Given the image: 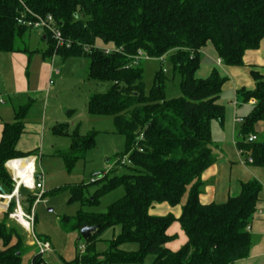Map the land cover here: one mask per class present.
Returning <instances> with one entry per match:
<instances>
[{
    "label": "trees",
    "instance_id": "obj_1",
    "mask_svg": "<svg viewBox=\"0 0 264 264\" xmlns=\"http://www.w3.org/2000/svg\"><path fill=\"white\" fill-rule=\"evenodd\" d=\"M27 11L51 15L63 37L71 41L68 47H57L44 32L42 38L48 43L44 57L85 56L89 59L87 79L109 83L105 92L88 96L87 112L112 117L115 132L124 139V149L114 163L125 155L130 160L123 164L129 172L116 175L112 170L91 182L100 185L90 196H85L83 183L68 186V201L88 206L98 205L103 195L118 187L124 193L104 212L80 209L74 216L61 218L63 230L76 231L83 245V249L76 246L73 259L61 258L64 264H126L142 262L149 254L154 255L151 264H230L247 257L252 243L248 225L257 211L261 184L253 178L242 182L239 194L223 203L200 202L201 174L216 159L211 122L224 116L218 99L226 78L215 68L205 78H196L195 73L200 51L208 42L223 64L243 65L245 51L257 49L264 37V0H0V51L30 52L27 38L32 28L18 22L24 15L34 19ZM97 41L117 50L106 53ZM137 50L150 58L169 57L181 78V96L166 97L164 69L155 72L151 87L145 90L142 61L131 63ZM251 75L254 88L238 91L243 101L254 103L239 124L237 146L252 165L264 168V131L256 130V124L264 122V75L254 69ZM32 103L16 106L14 121L2 129L0 186L4 194L13 190L6 161L33 154L15 148ZM52 131L71 138L67 151H57L68 169L95 145L93 130L80 135L76 129L69 133L67 125L57 124ZM249 134L257 139L248 141ZM184 196L177 218L149 212L154 203L174 206ZM13 197L0 221V264H27L21 251L25 236L8 216L16 204ZM18 199L29 213L34 197L19 187ZM174 221L187 237L176 251L165 246L173 238L167 229ZM116 225L119 233L104 251H98L101 232ZM84 226L96 227L86 239L80 235ZM129 242L137 243V250L122 249ZM42 261L38 252L30 264Z\"/></svg>",
    "mask_w": 264,
    "mask_h": 264
},
{
    "label": "crops",
    "instance_id": "obj_2",
    "mask_svg": "<svg viewBox=\"0 0 264 264\" xmlns=\"http://www.w3.org/2000/svg\"><path fill=\"white\" fill-rule=\"evenodd\" d=\"M44 42L48 47V43L45 40ZM96 45L100 46V41H97ZM28 48L30 52L0 51V139L4 124L14 121L15 107L33 100L34 107L30 108L26 116L23 132L15 148L20 152L36 154L44 148V141L49 138L48 131L58 124L53 112L47 115L49 97L44 102L42 98L45 92L50 95L53 89L57 91L65 76L62 66L60 68L57 66V62H60L56 60L58 54L44 57L43 52L47 48L32 49L29 44ZM60 57L62 58L60 63L63 65L66 61L75 58ZM218 58L213 45L208 42L200 51V65L195 73L196 78H205L215 68L226 78L218 99L225 108L224 116L211 122L212 146L216 159L201 174L202 187L199 200L202 204L223 203L229 197L239 194L242 182L257 179L261 184V190L258 195L257 211L248 225L251 247L247 257L230 264H264V168L246 162V155L237 146L239 124L242 122V120L238 121V118L242 119L247 115L254 103L252 99L243 101L238 91L254 88L252 69L264 75V37L257 49L245 51L243 65H225L222 62L218 63ZM92 117L104 119L102 116ZM107 117L112 119L110 116ZM256 130L258 133L263 132L264 122H258ZM57 151L60 150L57 149L55 152ZM23 166L30 172V167L26 164ZM4 197L8 198V195ZM182 204L171 206L167 202L154 203L149 212L152 215L172 214L177 218L181 213ZM0 213L1 221L4 212L0 211ZM167 234L173 238L165 246L172 251L178 250L187 240L178 221H174L169 226ZM42 235L50 242L53 249L51 237L46 233ZM75 236L78 237L77 234ZM75 252L76 249L71 259L74 258ZM63 259L68 261L66 258Z\"/></svg>",
    "mask_w": 264,
    "mask_h": 264
},
{
    "label": "rangeland",
    "instance_id": "obj_3",
    "mask_svg": "<svg viewBox=\"0 0 264 264\" xmlns=\"http://www.w3.org/2000/svg\"><path fill=\"white\" fill-rule=\"evenodd\" d=\"M43 33V30L39 28H32L30 30L27 41L32 49L44 50L47 48L46 43L41 39ZM98 47H113V45H100ZM56 60H60L61 62L62 58L58 55ZM141 61L145 90H148L151 87L155 72L159 69H164L167 77L165 91L166 97L172 98L182 95L180 88V75L174 73L168 56L162 60L150 58ZM60 62H57V66L58 68L62 66V72L64 73L65 79L61 81L57 91H54L53 89V92H50V95L48 92H45L42 99L44 102L49 97L46 111L47 115H50L53 112L56 122L58 124L67 125L69 133H72L75 129L78 130L80 135H85L91 130L95 131V145L93 148L86 150L83 156L77 158L73 162L72 167L68 169L64 158L61 155L56 154L57 152L55 151L57 149L61 152L67 151L71 138L68 135H58L53 133L52 130H49L47 133V135L49 134V138L44 141V148L39 150V157L38 153L31 155L32 157L35 155L38 157V162L35 160L34 164L36 170L38 171V169H40L43 173L44 192L39 196V190H30L23 185H20L19 187L22 188L23 192L28 193L29 191V194L34 197L29 212L31 214L33 211V224L31 223L29 230H27L15 217L12 216V214L15 213L18 204L21 207L18 199V192L13 197L16 201L15 207L8 215L10 223L15 224L18 231L25 236V244L22 246L21 251L22 261L27 264H30L33 255L39 252L37 245L34 243V234L40 235L41 237L44 236L42 234H48L51 237L54 246L53 249L41 254L43 259L41 264H64L63 260L60 258L61 256L68 261L71 260L74 255V250L77 248L75 246V241L78 240L76 244L80 248L82 240L75 236L77 234L76 231L68 233L63 230V221L61 218L63 216H74L80 209L85 211L104 212L110 203L121 197L124 193L123 188L118 187L103 195L99 199L98 205L88 206L81 205L79 201L75 200L68 201L70 195L68 186L83 183L86 185L84 190L85 196H90L100 185V182H90L92 174L99 173L97 175V180H99L103 176L108 175L112 170H114L113 173L116 175L129 172V169L124 165L114 163L117 154L121 153L124 149V139L123 136L115 132L112 119L109 117L95 119L88 114L86 108L88 96L92 93L105 92L109 87V83L101 81L90 82L87 80L86 75L89 59L85 56H76L75 58L66 61L64 65ZM32 106L34 107L33 103ZM31 156L23 158L27 160V158ZM9 160H7L6 163ZM6 163L4 165L6 172L13 182V190L11 191L12 193H10L13 194L17 187V180L13 177L11 170L6 167ZM101 174H103V176ZM37 200L38 202L36 203ZM184 201L185 196L181 203H184ZM9 203L10 199L0 197V211L4 212L3 217L7 212ZM21 211L29 214L22 207ZM119 231L120 227L117 225L104 229L98 237L96 249L98 251H104L108 246L109 240L115 237ZM2 247L3 244L0 240V249ZM137 248L138 245L134 242L122 245V249L127 251L137 250ZM153 259L154 255L149 254L145 256L142 262L126 264H151Z\"/></svg>",
    "mask_w": 264,
    "mask_h": 264
},
{
    "label": "built area",
    "instance_id": "obj_4",
    "mask_svg": "<svg viewBox=\"0 0 264 264\" xmlns=\"http://www.w3.org/2000/svg\"><path fill=\"white\" fill-rule=\"evenodd\" d=\"M27 12H29L33 16L34 19L33 20L25 19L24 18L25 15H24V16L20 17L18 22H20L22 24H25L26 26H29L31 28L42 29L44 32L48 33L51 38H53V40H54V42H55L57 47H62L64 45L67 46V47L70 46L71 41L69 39H65L63 37L61 30L59 29V27L57 26V24L55 23V21H54V19L52 18L51 15H47V16L43 17V16H40V15H35V14L31 13L30 11H27ZM100 48L104 49V51L106 53H109L111 51L117 50L115 47H100ZM145 59H150V57L145 52H143L142 50H137L136 54L134 56H132V62L131 63L132 64H138L141 60H145ZM162 59L163 58L161 57L159 60H162ZM217 61H218V63L221 62L220 58H218ZM56 72H58V70ZM252 101L254 102V100H252ZM241 120H242L241 118H238V121H241ZM256 139H257V136L255 134H249L248 137H247V140L250 141V142L254 141ZM39 155L40 154L38 153V157H39ZM38 157L36 155L33 156V157L31 156V157H28L27 160L24 159V158H16L17 160H21L23 163H25V162L26 163L27 162H33V170L31 171V175H30L31 176V180H32V184H27V183H24V182L19 183L18 181H16V183H17V187L15 189L16 193L18 192V187L20 185H23L24 187H26V188H28L30 190H34V189L35 190H39V192H40V193H38L39 196H41L43 194V192H44V190H43V187H44V185H43V173L40 171V169H38V171H37L36 167H35V164H34V161L37 160ZM116 162H118V163L123 165V164H126V163H130V160L128 159L127 155H125L123 157L118 158L116 160ZM246 162L251 163V159L249 157L246 158ZM6 167H7V165H6ZM8 169L11 170L10 168H8ZM12 174H13V177L15 178V175H14L13 172H12ZM98 174L99 173L92 174L91 178H90V182H94L95 180H97V175ZM35 175H36V179H35ZM101 175L103 176V174H101ZM4 196H7V195L0 193V197H4ZM8 199H11V198H8ZM37 202H38V200L36 201V203ZM17 208L21 209L19 204H18ZM263 214H264V212H263ZM13 215H14V213L12 214V216ZM24 216L27 219L28 223H30V225H31V223L33 224V219H34L33 211H32L31 214L30 213L29 214L24 213ZM27 230H29V228ZM33 237H34V243L37 245L39 253L42 254V253H45L46 251L51 249L50 243L48 241L39 240L35 236V234L33 235ZM80 248L83 249V245L82 244H81Z\"/></svg>",
    "mask_w": 264,
    "mask_h": 264
},
{
    "label": "bare ground",
    "instance_id": "obj_5",
    "mask_svg": "<svg viewBox=\"0 0 264 264\" xmlns=\"http://www.w3.org/2000/svg\"><path fill=\"white\" fill-rule=\"evenodd\" d=\"M27 165L28 167H30V172L27 168H25L23 165ZM25 164H23V162H21V160H9L7 162V167L11 169V171L14 173L15 178L17 179V181L19 183H27V184H32V180H31V171L33 170V162H25ZM16 195V191H14L13 194H10L8 196V198H11L13 196ZM21 209L17 208V210L14 213V217L17 219V221L22 224L26 229L30 228V223H28L27 219L24 216V213L21 211Z\"/></svg>",
    "mask_w": 264,
    "mask_h": 264
},
{
    "label": "water",
    "instance_id": "obj_6",
    "mask_svg": "<svg viewBox=\"0 0 264 264\" xmlns=\"http://www.w3.org/2000/svg\"><path fill=\"white\" fill-rule=\"evenodd\" d=\"M0 192L1 194H4V189L1 186H0ZM95 229H96L95 226H84L80 229V235L83 239H86Z\"/></svg>",
    "mask_w": 264,
    "mask_h": 264
}]
</instances>
